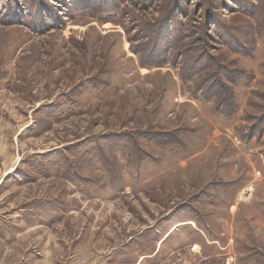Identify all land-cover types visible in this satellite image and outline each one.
Instances as JSON below:
<instances>
[{
    "label": "rangeland",
    "instance_id": "374dc122",
    "mask_svg": "<svg viewBox=\"0 0 264 264\" xmlns=\"http://www.w3.org/2000/svg\"><path fill=\"white\" fill-rule=\"evenodd\" d=\"M0 264H264V0H0Z\"/></svg>",
    "mask_w": 264,
    "mask_h": 264
},
{
    "label": "trees",
    "instance_id": "16d2710c",
    "mask_svg": "<svg viewBox=\"0 0 264 264\" xmlns=\"http://www.w3.org/2000/svg\"><path fill=\"white\" fill-rule=\"evenodd\" d=\"M176 49L175 50H180V45H179V47H175ZM154 49L155 48H153V50L152 49H148V53L151 55V57L150 58H146V54H145V56H144V58L142 59L143 60V62H141V65L142 66H146V64L147 65H150V64H152L153 66H156V67H160L161 66V63L162 62H157V61H155V59L153 58V57H156V53L154 52ZM144 53V52H143ZM165 56V54H163L162 55V57H164ZM151 58H153V59H151ZM145 61H146V63H145ZM189 66V65H188ZM215 68H216V65H215ZM214 68V69H215ZM213 69V66H211V63H208V65H205V66H203L202 64L200 65V66H198L197 65V67H191V69H187V70H185V75H186V77H184V79L183 80H190L193 76H195V77H197V84H198V89L200 90V89H202V91H203V87L208 83V85H211V84H209V83H211V82H217L218 84H219V86L220 87H217V85H216V87H212V90L214 91H216V90H218V91H220V93L221 94H223L222 96L223 97H216V96H213V95H211V94H209V95H211V96H213V97H216L217 98V102H219V104H222V105H224V108L225 109H222V111H221V113H223V114H225V116H231V115H233V110H232V105H230V104H228V102H231L230 100H232V98H233V95H232V92H231V90L230 89H228V88H226V86L224 85V78L225 79H228V80H230L231 81V83H236V76L235 77H229L227 74V76L228 77H222L220 74L221 73H219V72H216L215 70ZM234 74V73H233ZM202 77V78H201ZM214 79V81H212ZM211 81V82H210ZM214 88V89H213ZM201 91V90H200ZM203 93V92H202ZM221 96V95H220ZM209 98H212V97H210L209 96Z\"/></svg>",
    "mask_w": 264,
    "mask_h": 264
}]
</instances>
